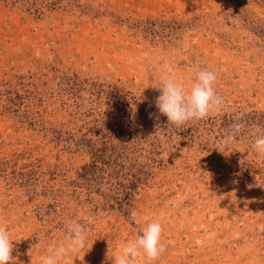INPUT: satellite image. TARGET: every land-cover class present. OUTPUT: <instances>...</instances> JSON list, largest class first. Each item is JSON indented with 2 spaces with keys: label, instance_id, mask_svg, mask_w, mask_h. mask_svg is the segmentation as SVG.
Listing matches in <instances>:
<instances>
[{
  "label": "rangeland",
  "instance_id": "obj_1",
  "mask_svg": "<svg viewBox=\"0 0 264 264\" xmlns=\"http://www.w3.org/2000/svg\"><path fill=\"white\" fill-rule=\"evenodd\" d=\"M198 69L224 104L178 128L156 87L169 73L187 92ZM260 134L264 0H0L9 264H41L74 221L87 242L60 264H115L145 215L163 225L154 264H264Z\"/></svg>",
  "mask_w": 264,
  "mask_h": 264
},
{
  "label": "clouds",
  "instance_id": "obj_2",
  "mask_svg": "<svg viewBox=\"0 0 264 264\" xmlns=\"http://www.w3.org/2000/svg\"><path fill=\"white\" fill-rule=\"evenodd\" d=\"M216 79V71L198 69L194 74L190 90L186 92L171 74L164 73L159 86L156 87L161 91L155 102L156 108L160 114L167 117L168 123L178 128L189 121L202 120L211 111L220 109L224 104L223 97L218 95L214 88ZM242 127L240 123L234 124L232 131L218 142V147L227 148L231 145ZM252 149L257 156H264V134L255 138ZM130 215L134 220L136 213L132 212ZM144 220L146 227L142 229V235L121 245V253L115 257V264H131L138 256L144 258V264H154L165 250V244L161 242L162 223L150 221L147 215ZM64 239L65 242H61L51 250L50 255L40 257L41 264H60V261L70 253L83 249L87 242V230L79 221L70 222ZM11 242L7 228L0 226V264H9L13 259ZM195 244L200 246L203 241L196 239Z\"/></svg>",
  "mask_w": 264,
  "mask_h": 264
}]
</instances>
